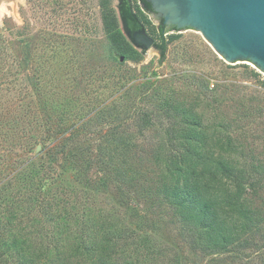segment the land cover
<instances>
[{
    "label": "rangeland",
    "instance_id": "rangeland-1",
    "mask_svg": "<svg viewBox=\"0 0 264 264\" xmlns=\"http://www.w3.org/2000/svg\"><path fill=\"white\" fill-rule=\"evenodd\" d=\"M135 1L0 0V264H22L20 255L30 256L38 264L68 261L66 244L59 250L62 254L54 255L48 226L29 228L31 223L26 219L33 214L18 212L21 225L15 220L14 227L5 225L14 215L9 206L21 198L22 185L28 181L35 185L46 177V182L54 184L45 186V192L57 188L66 194L63 199L71 201L88 192L87 204L95 211L90 215L93 221L119 218L131 228L135 206L122 202L113 179L97 191L82 187L74 182V172L62 160L42 175L41 164L47 161L46 157L41 159L42 147L50 140L49 130L66 118L73 123L92 114L104 99L116 98L113 112L123 118V126L128 124L129 115L152 113L153 126L144 138L129 141L134 145L158 143L163 131L173 126L168 117L171 113L198 116L209 130H216L220 136L228 134L234 151L227 158L253 180L252 196L264 198V124L256 123L246 101L254 93L259 99L264 97V77L247 61L226 63L199 32L191 29L164 35L166 53L162 61L154 48L144 50L130 43L138 56L124 59L104 32L101 11L103 6L113 10L128 41L122 12L125 7L133 11ZM152 26L156 25L151 21L144 29L154 41L157 37ZM241 113L246 117L241 118ZM108 121L91 119L89 132L98 128L104 131ZM38 138L47 139L36 142ZM82 138L83 146L96 140L88 134ZM29 161L31 166L26 165ZM31 167L35 175L28 174ZM88 176L97 181L101 173L93 169ZM131 191H135V181ZM152 235L159 246L181 254L182 244L169 224L159 222ZM22 240L24 243L19 244ZM5 241L10 244L3 245ZM133 254L113 257L109 263L105 259L103 264H128L129 259H135Z\"/></svg>",
    "mask_w": 264,
    "mask_h": 264
},
{
    "label": "trees",
    "instance_id": "trees-1",
    "mask_svg": "<svg viewBox=\"0 0 264 264\" xmlns=\"http://www.w3.org/2000/svg\"><path fill=\"white\" fill-rule=\"evenodd\" d=\"M133 11L143 26H151L150 4L137 0ZM101 22L113 48L124 59L135 60L138 54L120 32L110 7L103 6ZM152 27L157 37L153 48L162 61L166 53L164 35L179 30L165 28L161 19ZM246 101L251 104L250 113L256 123L264 124V97L259 99L254 93ZM115 107V97L104 99L92 114L80 116L73 123L66 118L65 122L55 124L47 134L49 142L42 147L41 159L47 160L41 164L45 173L42 175L62 160L74 172V182L82 187L97 191L113 179L122 202L135 206V216L131 215L135 224L133 220L129 228L119 218L107 217L99 223L93 221L90 215L95 211L88 205V192H82L80 200L63 199L66 194L57 192V188L44 191L45 186L54 184L46 182L45 177L35 185L28 180L22 185L21 198L10 205L13 210L9 206L8 211L14 215L5 225L14 227L13 220L21 225L23 220L18 212L33 214L34 217L26 219L31 223L29 228H50L56 257L62 254L59 250L66 244L68 261L62 264L73 261L103 264L105 259L109 263L113 257H126L125 253H135V259H129L130 264H264V198L252 196L253 180L227 158L234 151L231 137L209 130L198 116L171 113L168 117L173 126L163 131L158 143L134 145L129 141L144 138L154 124V117L148 111L129 115L128 124L123 126V118L116 110L113 112ZM245 117V114L241 116ZM91 119L109 121L104 131L98 128L89 132ZM87 134L96 140L83 146L82 137ZM28 164L31 166V161ZM93 169L101 173L97 181L88 176ZM28 174L35 175V170L31 167ZM134 181L135 191H131ZM159 222L169 224L176 232L182 244L181 254L154 242L152 233ZM23 243V240L19 242ZM19 260L22 264H38L30 256L20 255Z\"/></svg>",
    "mask_w": 264,
    "mask_h": 264
},
{
    "label": "water",
    "instance_id": "water-1",
    "mask_svg": "<svg viewBox=\"0 0 264 264\" xmlns=\"http://www.w3.org/2000/svg\"><path fill=\"white\" fill-rule=\"evenodd\" d=\"M150 4L153 24L160 18L177 32H199L226 63H251L264 73V0H144ZM127 14L129 15L127 17ZM127 17V19H126ZM122 27L129 43L152 49L153 39L129 8L123 9Z\"/></svg>",
    "mask_w": 264,
    "mask_h": 264
},
{
    "label": "flooded vegetation",
    "instance_id": "flooded-vegetation-1",
    "mask_svg": "<svg viewBox=\"0 0 264 264\" xmlns=\"http://www.w3.org/2000/svg\"><path fill=\"white\" fill-rule=\"evenodd\" d=\"M153 15L156 16V13L153 12ZM158 19L160 20V18H158ZM164 26H165V28H168L166 25H164Z\"/></svg>",
    "mask_w": 264,
    "mask_h": 264
},
{
    "label": "built area",
    "instance_id": "built-area-1",
    "mask_svg": "<svg viewBox=\"0 0 264 264\" xmlns=\"http://www.w3.org/2000/svg\"><path fill=\"white\" fill-rule=\"evenodd\" d=\"M260 72V71H259ZM260 74L264 77V73L260 72Z\"/></svg>",
    "mask_w": 264,
    "mask_h": 264
},
{
    "label": "bare ground",
    "instance_id": "bare-ground-1",
    "mask_svg": "<svg viewBox=\"0 0 264 264\" xmlns=\"http://www.w3.org/2000/svg\"><path fill=\"white\" fill-rule=\"evenodd\" d=\"M129 15L127 14V17H128ZM127 17H126V19H127Z\"/></svg>",
    "mask_w": 264,
    "mask_h": 264
}]
</instances>
